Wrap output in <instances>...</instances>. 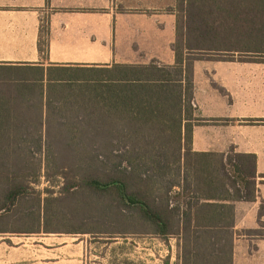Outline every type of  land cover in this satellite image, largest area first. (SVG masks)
Returning <instances> with one entry per match:
<instances>
[{"label": "trees", "instance_id": "obj_1", "mask_svg": "<svg viewBox=\"0 0 264 264\" xmlns=\"http://www.w3.org/2000/svg\"><path fill=\"white\" fill-rule=\"evenodd\" d=\"M183 2L189 19L183 28L176 27L179 38L172 44V65L152 59L146 64L33 70L40 78L46 75L52 84L47 95L61 94L56 84L74 82L82 85L75 95L86 98L81 103L90 107L91 115L99 117L105 110L116 113L120 146L116 174L100 172L97 164L104 162L101 154L78 147L86 140L93 145L99 140L98 131L108 122L97 117L76 122L0 121V140L6 143L5 147L45 146L50 154L48 166L54 167L56 174L66 164L83 163V176L70 183L71 187L84 185L97 191H116L126 207L138 208L156 226L155 233L160 236L170 234L172 224L177 225L180 264H231L234 203L256 200V155L235 152L233 148L226 154L193 151V63L201 58L190 56L218 52L229 55L226 57L230 60L235 53H242L263 57L242 56L238 61L264 62V0ZM48 32L47 21L41 19L38 49L42 53L47 50ZM212 57L222 59L218 55ZM32 93L29 88L18 96L23 99ZM38 94L42 97V91ZM44 127L47 140L43 141ZM55 148L66 153L58 155ZM9 155L0 153V163H21L19 157L10 161ZM21 171L29 170L26 167ZM19 172L13 179L20 177ZM161 184L166 196L162 206L149 200L155 191L162 194L158 187ZM23 193H28L26 187L13 186L5 193L0 211L14 205ZM172 199L183 206L169 208ZM259 224L264 227L261 220ZM256 232L264 236V230Z\"/></svg>", "mask_w": 264, "mask_h": 264}, {"label": "rangeland", "instance_id": "obj_2", "mask_svg": "<svg viewBox=\"0 0 264 264\" xmlns=\"http://www.w3.org/2000/svg\"><path fill=\"white\" fill-rule=\"evenodd\" d=\"M106 2L114 7L118 15L121 14L124 39H129L131 28L143 33V41L127 40L117 44V51L123 59L147 62L151 58H157L164 63L173 59L172 44L179 38L176 27H184L186 18L189 19L183 0ZM162 23V32L168 35L166 41L165 38L162 41L160 36H154L161 35L159 27L161 28ZM241 54L235 53V57L230 60H238L242 56L256 59L263 57ZM212 55L222 56L221 60L229 59L226 57L229 55L218 52L192 53L190 57L211 60L214 59ZM51 85L46 75L40 78L39 74L27 69H0L1 101L31 102L39 106L46 104L47 117L57 120L54 122H76L97 117L91 115L89 106L81 103L86 98L75 95L78 94L76 91H80L81 84H56L61 94L49 96L47 93ZM29 88L33 89V93L23 99L19 98L20 91H27ZM41 91L42 97L38 94ZM24 110L22 107H9L3 113L12 116L22 114ZM34 110L36 109L32 108L27 113L42 114ZM97 118L108 122L107 126L98 131L99 140L95 145L86 140V143L78 147L86 152L101 154V161L104 162L97 164V168L101 169L100 172L114 175L117 149H120L117 143V115L114 111L105 110ZM86 131L90 134V129ZM42 136L43 141L47 140L45 127ZM5 144L0 140V153H9L7 159L10 161H13V157H19L21 163H0V205L5 193L13 186L26 187L28 193L17 196L14 205H7L5 210L0 211V264H129V259H135L133 256L136 255L142 259L133 264H166L171 253L176 258L181 240L177 225L172 224L170 234L160 236L155 233L156 226L145 219L138 208L126 207L116 191H97L84 185L71 187L70 183L83 176L86 166L83 163L79 166L66 164L56 174L54 167L48 166L50 154L45 146L40 149L5 147ZM53 151L58 155L66 153L61 148ZM26 167L28 173L21 171ZM16 171H20V177L13 179ZM158 187L162 194L157 195L155 191L149 200L162 206L166 197L165 186L161 184ZM178 204L183 206V203L172 199L169 208ZM17 231L24 233L18 234ZM135 243L139 245L137 253L130 251ZM158 255L163 257L154 263Z\"/></svg>", "mask_w": 264, "mask_h": 264}, {"label": "crops", "instance_id": "obj_3", "mask_svg": "<svg viewBox=\"0 0 264 264\" xmlns=\"http://www.w3.org/2000/svg\"><path fill=\"white\" fill-rule=\"evenodd\" d=\"M41 19L47 21L49 29L45 53L38 49ZM160 25L161 35L154 36L166 41L168 35L162 32L163 23ZM130 31L129 39H124L121 14L106 0H0V69L109 67L117 63L146 64L152 59L175 63L173 52V59L165 63L157 58L147 62L123 59L117 51L118 43L144 40L142 31ZM193 83V151L226 154L233 148L256 155V200L234 203L231 264H264V236L256 232L264 230L259 224V220L264 222V62L197 59L193 63ZM15 102L1 101L0 110L22 107L24 112L12 116L2 112L0 121H57L47 117L46 104ZM32 108L42 114L29 115ZM180 242L176 258L171 253L166 264H176L177 259L180 264ZM138 246L135 243L130 251L137 253ZM133 257L129 259L131 264L142 259ZM160 257H155L154 263Z\"/></svg>", "mask_w": 264, "mask_h": 264}]
</instances>
